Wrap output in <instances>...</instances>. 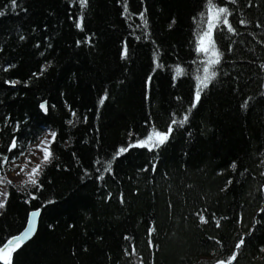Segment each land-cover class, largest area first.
I'll return each mask as SVG.
<instances>
[{"label": "trees", "instance_id": "16d2710c", "mask_svg": "<svg viewBox=\"0 0 264 264\" xmlns=\"http://www.w3.org/2000/svg\"><path fill=\"white\" fill-rule=\"evenodd\" d=\"M215 2L235 31L214 29L217 76L188 112L204 74L195 45L206 0H127V12L124 0H0V152L11 159L13 135L19 157L57 133L42 188L7 184L0 241L40 209L13 264H214L234 251L232 264H264V0ZM186 113L165 145L113 159Z\"/></svg>", "mask_w": 264, "mask_h": 264}, {"label": "snow or ice", "instance_id": "6c2138e0", "mask_svg": "<svg viewBox=\"0 0 264 264\" xmlns=\"http://www.w3.org/2000/svg\"><path fill=\"white\" fill-rule=\"evenodd\" d=\"M141 2H143V0H141ZM232 2L234 3L235 0H232ZM86 3L87 0H79V6L81 8H84ZM11 5L13 7H16L17 0H11ZM205 9L206 12H201L200 15L201 16L206 15V27L196 34V45H195V51L206 57L203 68L204 74L203 76H197L195 78L196 81L195 90L192 93V101L189 104L187 110L188 112L192 111L197 107V105L200 103L202 99L203 90L207 89L209 87V84L217 76L216 71L212 69L220 64L221 53L217 47V39L214 37V29H216L219 25L222 24L227 28L229 32L235 31V29L228 20V15H229L228 7L220 6L215 2V0H206ZM123 10L125 12L128 11L127 0H124ZM138 14L141 19L144 18V12H139ZM3 15L4 13L0 11V16ZM145 23H147V21H145ZM241 23H244V21H241ZM76 27L79 28L81 31H83V27L81 23H77ZM169 27H171V25H169ZM21 39H24V37H21ZM83 42L84 43L89 42V38H85ZM77 43H81V42L78 41ZM121 52L122 55L126 56L127 48L126 47L123 48ZM261 67H264V65H262ZM40 71L43 72L44 68L42 67ZM176 71L177 73L181 71L179 66H177ZM32 75L36 76L38 75V73H33ZM175 78L176 77H173V79ZM151 79L152 77L150 76L146 78L145 80L146 86L150 85ZM4 83L15 85L19 83V81L6 80L4 81ZM106 99H107V90H105L104 95L100 98L99 103L103 104ZM244 104H247V101H244ZM244 104H242L241 107H243ZM39 108L43 110L45 113H47V108L44 103H40ZM72 114L75 115V113ZM86 119L87 118L85 117V120ZM188 120H189V116L186 113L183 116V119L179 122L176 121L175 119H172L171 122L167 125L166 129L164 130H158L157 128L150 125L149 129L146 130L145 134L142 137L135 139L134 142H129L119 146L114 152L113 159L121 156L124 153L129 152V150L132 148H144L151 152L155 148H159L160 146L165 145L169 141V138L174 131L173 125L179 124L180 126H183V124ZM68 123L72 124L73 121L70 119L68 120ZM13 131L14 132L19 131L18 124L14 127ZM49 135L51 137V140H49L48 136H45L43 139L39 141V143H36L34 145V147L37 150L42 152L43 154L42 160L40 161V163H37L35 164V166L31 167V171L24 173L28 177L26 183L31 184L35 191H39L42 188V184L38 179L40 172L42 171L41 165L44 164L45 162H50V158L52 157V152L50 151L49 145L52 142H54L57 133L51 132ZM129 135L131 136L132 134L130 133ZM16 148H17V137L13 135L6 149L7 152L13 153V156L10 159L9 156L4 155L2 152H0V170H2L5 167V165L11 164L13 167H19L20 172H24L25 166L28 163H31L28 156L25 155V152L21 151L19 152V155L25 156V166L15 165L14 162L18 157L13 152V150ZM28 152L29 155H31V149H29ZM229 166L235 169L237 167V164L235 161H233ZM0 183L11 184L12 182L9 180V181H0ZM28 195L31 200L37 199L34 192H30L28 193ZM8 198H9V192L7 191V188H5L3 191H0V210L5 209ZM49 203L52 202L49 201ZM39 215H40L39 208L31 211L30 213H28L27 216V227H25L18 234L11 235L10 238H8L6 241H0V264H13V253L21 247L23 242L29 237V234L33 232L34 221ZM199 220L201 222H205V223L207 222L203 215L199 216ZM154 230L155 229H153V231ZM243 243L244 241L240 240V242L237 243L235 247L240 248ZM261 251H264V249H261ZM235 259H236V254L232 253L227 261L217 260L216 264H229L230 261Z\"/></svg>", "mask_w": 264, "mask_h": 264}, {"label": "rangeland", "instance_id": "374dc122", "mask_svg": "<svg viewBox=\"0 0 264 264\" xmlns=\"http://www.w3.org/2000/svg\"><path fill=\"white\" fill-rule=\"evenodd\" d=\"M50 130H44L42 135L36 140V142L30 144L27 146V148H24L25 155L28 156L31 163H28L25 166V156H20L15 160V165L25 166L24 172H20L19 167H13L11 164L7 165L2 173H0V181H11V182H21L26 183L28 180V177L24 174L25 172L31 171V167L35 166V164L40 163V161L43 158V154L41 151L37 150L34 145L36 143H39L41 139H43L45 136H48L49 140H51ZM50 147V145H49ZM31 149V155H29L28 150ZM43 164L41 165V167ZM19 173V174H18ZM5 188H7V184L0 183V191H3ZM264 188V187H263Z\"/></svg>", "mask_w": 264, "mask_h": 264}, {"label": "water", "instance_id": "95a60500", "mask_svg": "<svg viewBox=\"0 0 264 264\" xmlns=\"http://www.w3.org/2000/svg\"><path fill=\"white\" fill-rule=\"evenodd\" d=\"M45 106H46V104H45ZM39 219H40V215L36 218V220L34 221V228H33V232L32 233H30L29 234V237L23 242V244L21 245V247L23 246V245H25L26 243H28L29 241H31L33 238H34V236L36 235V233H37V229H38V224H39ZM25 227H27V224H26V226ZM20 247V248H21ZM19 248V249H20ZM19 249H17V250H19ZM16 252V251H15ZM14 252V253H15ZM14 253H13V255H14ZM234 262V260H232L230 263H233Z\"/></svg>", "mask_w": 264, "mask_h": 264}, {"label": "bare ground", "instance_id": "6f19581e", "mask_svg": "<svg viewBox=\"0 0 264 264\" xmlns=\"http://www.w3.org/2000/svg\"><path fill=\"white\" fill-rule=\"evenodd\" d=\"M44 104H47V103L44 102ZM23 246H24V245H23ZM23 246H22V247H23ZM22 247H21V248H22ZM21 248H20V249H21ZM17 251H19V250H17ZM17 251H16V252H17ZM234 253L236 254V251H234ZM234 261H235V260H234ZM230 262H231V261H230ZM230 262H229V264H232V263H230ZM214 264H216V263H214Z\"/></svg>", "mask_w": 264, "mask_h": 264}]
</instances>
